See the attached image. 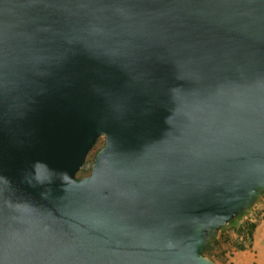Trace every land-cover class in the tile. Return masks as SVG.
Wrapping results in <instances>:
<instances>
[{
    "label": "water",
    "instance_id": "1",
    "mask_svg": "<svg viewBox=\"0 0 264 264\" xmlns=\"http://www.w3.org/2000/svg\"><path fill=\"white\" fill-rule=\"evenodd\" d=\"M263 190L264 0H0V264H216Z\"/></svg>",
    "mask_w": 264,
    "mask_h": 264
},
{
    "label": "trees",
    "instance_id": "2",
    "mask_svg": "<svg viewBox=\"0 0 264 264\" xmlns=\"http://www.w3.org/2000/svg\"><path fill=\"white\" fill-rule=\"evenodd\" d=\"M102 143L103 138L99 140V136H97L91 145V147L94 146V151L90 152V149H88L82 164L75 171V178H79L82 175L89 173L94 153L102 145ZM263 194L264 190L261 192L260 195ZM244 210L239 211L225 224L232 229V231L234 232L233 236H231L228 232L224 231V227H220L216 231V233L207 240L206 244L202 248L201 253L203 255L213 260L216 264H231V261L227 260L224 256L226 249L229 246H234L235 248L243 249V239H247V244H249L255 226V221L251 219H244L238 221V217L243 214Z\"/></svg>",
    "mask_w": 264,
    "mask_h": 264
},
{
    "label": "rangeland",
    "instance_id": "3",
    "mask_svg": "<svg viewBox=\"0 0 264 264\" xmlns=\"http://www.w3.org/2000/svg\"><path fill=\"white\" fill-rule=\"evenodd\" d=\"M101 138L103 137L99 135V140ZM89 149L90 152H93L94 146ZM244 219L255 221L249 244H247V239H243V249L229 246L224 256L231 261V264H264V194L257 196L251 206L247 207L243 214L238 217V221ZM222 227H224V231L233 236L234 232L228 225Z\"/></svg>",
    "mask_w": 264,
    "mask_h": 264
}]
</instances>
